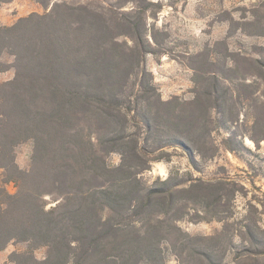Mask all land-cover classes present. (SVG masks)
Segmentation results:
<instances>
[{"label": "trees", "instance_id": "1", "mask_svg": "<svg viewBox=\"0 0 264 264\" xmlns=\"http://www.w3.org/2000/svg\"><path fill=\"white\" fill-rule=\"evenodd\" d=\"M36 1L44 13L0 26V72H15L0 82V168L17 187L11 193L0 184V250L28 244L14 253L25 258L20 264H165L170 244L182 259L197 254L199 264H223L234 249L236 264H264V228L229 220L225 180L149 186L140 177L170 156L169 147L182 146L193 159L208 153L210 108L225 113L212 98L229 77L211 73L214 81L191 103L201 110L183 113L178 97L161 98L146 67L157 44L148 35L152 0ZM28 140L34 149L24 170L15 148ZM114 152L118 166L108 160ZM199 186L217 188L212 200L201 199L224 222L211 236L179 225ZM48 195L56 196L50 208ZM41 248L43 259L35 255Z\"/></svg>", "mask_w": 264, "mask_h": 264}, {"label": "rangeland", "instance_id": "2", "mask_svg": "<svg viewBox=\"0 0 264 264\" xmlns=\"http://www.w3.org/2000/svg\"><path fill=\"white\" fill-rule=\"evenodd\" d=\"M9 1L12 0H0V6ZM152 1L148 35L151 41V34L156 35L157 44L152 41L155 52L146 55V67L153 73L161 98L178 97L183 113H190L192 108L201 110L191 103L214 81L209 75L217 72L229 78L222 80L217 97L212 98L211 105L219 104L225 113L219 108H210L213 118L210 126L214 130L203 149L208 153L195 152L193 159L182 146L169 147L166 150L170 156L153 161L151 168L141 172L140 177L149 186L167 178L179 187H189L202 180L206 183L225 180L223 186L228 195L224 208L233 214L229 220L258 223L264 228V0ZM15 6V10L22 9V15H10V23L3 25H11L32 12L46 11L36 0H24ZM2 61L12 62L13 57L4 55ZM14 74V69L0 72V82L11 79ZM230 136L234 138L228 140ZM241 143L246 148L241 147ZM228 146L240 149L233 151ZM33 149L32 140L15 148L20 168L30 169ZM108 160L118 166L121 154L114 152ZM5 179L6 171L0 168V184L15 193V183ZM196 189L200 197H193L195 200L187 204V214L179 225L195 236L214 235L223 228L224 222L214 217L218 216L214 205L208 208L201 199L212 200L217 188L199 186ZM55 199L56 196H46L48 208L54 206ZM242 242L235 237L237 248L244 246ZM164 246L165 264H199L197 254L184 255L182 259L170 244ZM27 247L23 242L9 243L6 248L11 253L7 264L24 262L23 256L14 253H22ZM45 252L46 249L41 248L35 255L43 259ZM234 258L235 249L226 253L223 264H236Z\"/></svg>", "mask_w": 264, "mask_h": 264}, {"label": "crops", "instance_id": "3", "mask_svg": "<svg viewBox=\"0 0 264 264\" xmlns=\"http://www.w3.org/2000/svg\"><path fill=\"white\" fill-rule=\"evenodd\" d=\"M24 0H12L9 2H2L1 6H0V25L3 24H8L10 23V15L12 17L15 16H20L22 15V9L19 10H15L16 6L19 2H22ZM12 10V12H9V10ZM10 250L8 248L4 249V250H0V264H7L9 261V255H10Z\"/></svg>", "mask_w": 264, "mask_h": 264}]
</instances>
